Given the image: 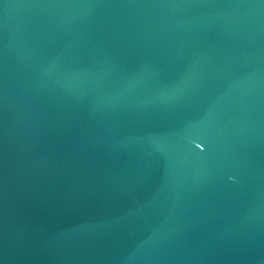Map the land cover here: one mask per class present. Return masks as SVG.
Returning a JSON list of instances; mask_svg holds the SVG:
<instances>
[{
	"label": "water",
	"instance_id": "water-1",
	"mask_svg": "<svg viewBox=\"0 0 264 264\" xmlns=\"http://www.w3.org/2000/svg\"><path fill=\"white\" fill-rule=\"evenodd\" d=\"M0 264H264V0H0Z\"/></svg>",
	"mask_w": 264,
	"mask_h": 264
}]
</instances>
